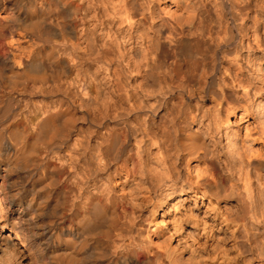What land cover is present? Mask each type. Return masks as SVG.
Returning <instances> with one entry per match:
<instances>
[{"label":"bare ground","instance_id":"6f19581e","mask_svg":"<svg viewBox=\"0 0 264 264\" xmlns=\"http://www.w3.org/2000/svg\"><path fill=\"white\" fill-rule=\"evenodd\" d=\"M0 264H264V0H0Z\"/></svg>","mask_w":264,"mask_h":264},{"label":"rangeland","instance_id":"374dc122","mask_svg":"<svg viewBox=\"0 0 264 264\" xmlns=\"http://www.w3.org/2000/svg\"><path fill=\"white\" fill-rule=\"evenodd\" d=\"M83 90V89H82Z\"/></svg>","mask_w":264,"mask_h":264}]
</instances>
